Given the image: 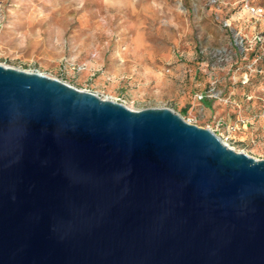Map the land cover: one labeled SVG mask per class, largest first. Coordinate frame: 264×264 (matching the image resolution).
Segmentation results:
<instances>
[{
    "label": "water",
    "instance_id": "obj_1",
    "mask_svg": "<svg viewBox=\"0 0 264 264\" xmlns=\"http://www.w3.org/2000/svg\"><path fill=\"white\" fill-rule=\"evenodd\" d=\"M0 264H264V160L0 64Z\"/></svg>",
    "mask_w": 264,
    "mask_h": 264
},
{
    "label": "rangeland",
    "instance_id": "obj_2",
    "mask_svg": "<svg viewBox=\"0 0 264 264\" xmlns=\"http://www.w3.org/2000/svg\"><path fill=\"white\" fill-rule=\"evenodd\" d=\"M247 2L264 8V0H0V64L131 110L171 109L264 160V16Z\"/></svg>",
    "mask_w": 264,
    "mask_h": 264
},
{
    "label": "built area",
    "instance_id": "obj_3",
    "mask_svg": "<svg viewBox=\"0 0 264 264\" xmlns=\"http://www.w3.org/2000/svg\"><path fill=\"white\" fill-rule=\"evenodd\" d=\"M246 6H247V9L249 10V12H251L253 15L259 16V17L264 16V8L252 6L249 2H247ZM262 38H263L262 36H257V41H262ZM231 129L234 130L235 128L234 127L233 128L231 127ZM222 141L225 144H227L225 140H222Z\"/></svg>",
    "mask_w": 264,
    "mask_h": 264
},
{
    "label": "bare ground",
    "instance_id": "obj_4",
    "mask_svg": "<svg viewBox=\"0 0 264 264\" xmlns=\"http://www.w3.org/2000/svg\"><path fill=\"white\" fill-rule=\"evenodd\" d=\"M228 145V144H227ZM229 146V145H228ZM230 147V146H229Z\"/></svg>",
    "mask_w": 264,
    "mask_h": 264
}]
</instances>
